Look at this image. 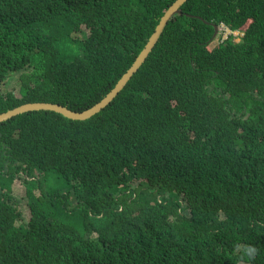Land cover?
I'll use <instances>...</instances> for the list:
<instances>
[{
  "label": "trees",
  "instance_id": "16d2710c",
  "mask_svg": "<svg viewBox=\"0 0 264 264\" xmlns=\"http://www.w3.org/2000/svg\"><path fill=\"white\" fill-rule=\"evenodd\" d=\"M172 1L0 0V111L91 105ZM179 8L97 111L0 120V264H264V0Z\"/></svg>",
  "mask_w": 264,
  "mask_h": 264
},
{
  "label": "water",
  "instance_id": "95a60500",
  "mask_svg": "<svg viewBox=\"0 0 264 264\" xmlns=\"http://www.w3.org/2000/svg\"><path fill=\"white\" fill-rule=\"evenodd\" d=\"M183 0H173L160 14L157 22L155 23L152 31L148 35L146 41L142 45V47L138 50L136 55L134 56L131 63L127 66V68L120 74V76L116 79L114 84L94 103L91 105L82 108V109H72L64 104H61L56 101L50 100H28L20 102L16 105L8 107L4 110L0 111V120L4 119L14 113H17L22 110L32 109V108H49L59 111L65 116L72 117V118H83L86 117L93 112L97 111L101 106H103L110 98L121 88L130 74L137 68L140 62L144 59V56L158 37L166 19L169 16L177 11H180L179 4ZM214 29L212 35H214L217 31V24L213 23Z\"/></svg>",
  "mask_w": 264,
  "mask_h": 264
},
{
  "label": "built area",
  "instance_id": "2783aa9c",
  "mask_svg": "<svg viewBox=\"0 0 264 264\" xmlns=\"http://www.w3.org/2000/svg\"><path fill=\"white\" fill-rule=\"evenodd\" d=\"M219 26H220V32H219L220 38L226 37L227 34L231 31V29L223 23H221Z\"/></svg>",
  "mask_w": 264,
  "mask_h": 264
},
{
  "label": "rangeland",
  "instance_id": "374dc122",
  "mask_svg": "<svg viewBox=\"0 0 264 264\" xmlns=\"http://www.w3.org/2000/svg\"><path fill=\"white\" fill-rule=\"evenodd\" d=\"M222 22H220V23H218V25H220ZM234 31V34H235V36H234V38L237 40V39H239L240 38V35H241V33H242V31L241 30H233ZM214 41H213V39H212V41L210 42V44H212Z\"/></svg>",
  "mask_w": 264,
  "mask_h": 264
},
{
  "label": "clouds",
  "instance_id": "9594fccd",
  "mask_svg": "<svg viewBox=\"0 0 264 264\" xmlns=\"http://www.w3.org/2000/svg\"><path fill=\"white\" fill-rule=\"evenodd\" d=\"M234 30H240V29H234ZM242 31V30H241Z\"/></svg>",
  "mask_w": 264,
  "mask_h": 264
}]
</instances>
